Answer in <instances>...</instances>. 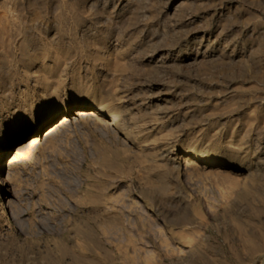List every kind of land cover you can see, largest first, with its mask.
Returning <instances> with one entry per match:
<instances>
[{
	"label": "rangeland",
	"instance_id": "obj_1",
	"mask_svg": "<svg viewBox=\"0 0 264 264\" xmlns=\"http://www.w3.org/2000/svg\"><path fill=\"white\" fill-rule=\"evenodd\" d=\"M0 264H264V0H0Z\"/></svg>",
	"mask_w": 264,
	"mask_h": 264
},
{
	"label": "bare ground",
	"instance_id": "obj_2",
	"mask_svg": "<svg viewBox=\"0 0 264 264\" xmlns=\"http://www.w3.org/2000/svg\"><path fill=\"white\" fill-rule=\"evenodd\" d=\"M96 109H99V108H96ZM74 112H75L76 115H81V114H88V115L91 114V115H92V114L95 113V110H94L93 107H92L91 109H89V110H86V111H84V110H82V109H80V108H79V109L77 108L76 111H74ZM70 119H71V117L69 118V117L63 115V117H61V119H60L59 121L55 122V124H53L50 128L47 129L48 132H46V133L56 132L57 130H59V128H60L63 124H65L66 122H68ZM112 120H113V119H112ZM113 121H114V122H113ZM113 121L107 122V124H108V125H115V126L118 127L119 123L114 124L115 122H118V121H117V120H113ZM115 126H114V127H115ZM117 127H116V128H117ZM41 139H42V138H41ZM41 139L39 138V134H35V135L29 137L27 140L21 142V143L18 144V146L15 148L16 155H19V154H20L22 151H24V150H27V149H30L31 147H35V146H37V145L40 143V140H41ZM14 158H15V157H14ZM14 158H11V160L9 161V165L14 164L13 161H12V160H14ZM15 160H16V159H15ZM9 165H8V166H9ZM8 206H12V203L8 204ZM2 213H3V214H6L5 209L2 210ZM186 241H188V240H186ZM187 250H188V249H185V247H184V248H181V249L179 250V253L177 254V256H178V257L183 256L184 254H186ZM175 256H176V255H175ZM177 256H176V257H177Z\"/></svg>",
	"mask_w": 264,
	"mask_h": 264
}]
</instances>
